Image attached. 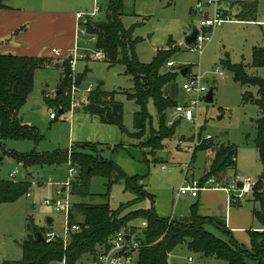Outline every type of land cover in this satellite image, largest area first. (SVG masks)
Listing matches in <instances>:
<instances>
[{"label":"rangeland","instance_id":"rangeland-1","mask_svg":"<svg viewBox=\"0 0 264 264\" xmlns=\"http://www.w3.org/2000/svg\"><path fill=\"white\" fill-rule=\"evenodd\" d=\"M94 2L97 6H102L106 0H8L6 2V5L13 7V10L22 16L25 22L15 30L0 36V52L9 45L17 46L15 49L19 53L44 57L51 62L52 66L35 71L29 101L33 102V105H39L40 108L34 109L28 106L24 117V121L37 127L42 138L36 144L26 139L6 140L5 149L17 153L35 151L41 154L70 149L72 142L102 140L106 144L101 151L102 157L115 161L128 175L142 176V184L147 188L156 189L154 192L158 197V189L174 190L179 187L188 165V178H199L203 175L207 168V161L210 159L209 153L197 151L192 158L186 148L190 146L194 134L199 133L203 140L209 135L215 144L230 143L236 146L235 165L225 171V176H235L238 182L248 179L253 188L257 178L264 171L257 149L253 144L256 133L255 121L260 116V110L251 102H243L242 95L249 92L254 97L259 87L254 83L242 85L234 81L233 74L227 69L225 63H242L249 77L258 76L264 79V69L251 66L253 48L264 45V24L262 23L264 22V0H257L254 22L223 23L212 29L209 33L210 41L203 47L201 55L186 50L185 36L190 33L192 26L197 28L201 13L206 12L210 16L213 15V7L207 6L206 0L125 1L121 20L125 28H133V36L138 38L135 53L139 61L148 63L158 49L174 48L176 52L169 58V61L173 60L177 67L189 66L191 71H195L200 76L207 92L210 88L213 90V101L206 103L203 98L199 101L197 109H194L196 126L180 119L179 124L174 126L172 136L163 141V148L154 153L148 147L140 148L138 139L121 134L115 126L102 124L87 113L77 112V110H83L86 104L82 108L76 107L73 116L84 115L91 118L89 119L91 122L76 123L73 127L74 133L69 130L73 120L68 117L69 110H66L65 114H58V111L53 108L57 113V118L53 121L49 118L50 107L44 101L43 96L48 95L54 98L56 90L60 88L61 71L54 64L63 62L72 52L76 22L70 24V21L77 11L89 14L94 8ZM227 3L230 4V2ZM231 3V6L234 5L236 0ZM224 5L225 2L222 0L220 7ZM197 7L201 8L200 12L194 11ZM234 7L235 5L231 8L230 15L233 20L236 19L237 12ZM102 15V11L98 12L97 17L101 18ZM26 28L27 32L24 31ZM76 45L79 53L86 54L88 58L78 59L76 76L69 77V82L63 87V94L69 100L68 109L72 99V85L76 88L80 86L84 90L88 86L94 89L99 84L102 90L108 92L116 90L118 93L115 99L123 103V124L127 131L132 132L133 113L138 107L133 100L126 99L123 93L131 91L130 76L124 73V67L121 65L109 67L102 59H94L95 47L91 40L80 37ZM53 47L59 50V58L51 53ZM215 70H221L224 78H217L214 74ZM84 72L83 80L78 85L77 75ZM184 79L180 75L177 77L179 84ZM188 100L189 98L180 89L177 96L178 103L184 104ZM147 107L152 116L151 127L156 129L158 120L151 101ZM167 117L173 121L178 119L173 109L167 111ZM79 136L80 139L73 138ZM87 136L96 138L86 139ZM181 139L183 142L180 146L178 141ZM115 145H117L116 149L108 147ZM207 150L213 151V147ZM15 168L18 169L15 177L17 180L21 179L23 173L29 171L27 175V181L30 183L29 195H23L14 202L0 203V264L5 260L18 261L21 259L20 244L27 236L29 218L38 227L47 228L58 235L63 234L66 218L63 212L53 210L51 206L44 205L43 201L56 197L61 186L68 181V163L58 166L24 168L4 154L0 162V179H10L8 174ZM224 178L221 174L216 180L224 181ZM105 182L104 178L93 176L89 185V191L93 196L85 201L108 202L109 206L115 209L120 203L133 198V194L125 190L121 182L113 184L108 199L104 198L101 195L106 191ZM251 191L243 197L242 207L249 209L254 217L253 209H257L259 204L253 200ZM70 200L72 203L80 202L79 198L72 195H70ZM195 201L196 198L188 195L173 199L170 201L166 215L176 218L184 215L183 209L189 210L188 207ZM147 205L148 202L143 201L133 205L127 211L145 208ZM188 215L189 212L186 213V216ZM47 218L52 219L50 225L46 223ZM254 219L258 224L259 221L255 217ZM140 223V219H135L131 225L139 226ZM217 234L221 233L217 230ZM222 235L227 239L226 235ZM187 256H191L193 261L188 263ZM91 261V258L82 257L76 264H92ZM168 261L169 264H225L214 257H201L189 251L184 243L175 247L169 254Z\"/></svg>","mask_w":264,"mask_h":264},{"label":"trees","instance_id":"trees-1","mask_svg":"<svg viewBox=\"0 0 264 264\" xmlns=\"http://www.w3.org/2000/svg\"><path fill=\"white\" fill-rule=\"evenodd\" d=\"M7 1L0 0V11L8 8ZM125 1L106 0L104 5L99 6V12H103L102 17L87 16L81 25L86 28L89 35L95 36L94 47L102 51L103 61L109 67L123 66L124 73L130 76L131 91L123 93L126 99L133 100L138 107L133 113V131H127L123 124V103L115 99L118 93L116 90L108 92L102 90L98 84L88 95V102L83 111L97 117L102 124L115 126L121 134L138 139L140 148L148 147L154 153L163 148V141L174 133L175 125L167 124L169 120L167 111L179 104L177 101L180 90L177 81L179 73L176 68L170 71V68L165 67L176 49H158L150 62L139 61L135 53L138 38L133 36V28H125L121 20ZM235 4L238 7L236 20H255L257 0H236ZM54 65L59 66V63ZM49 66L50 61L44 57L0 52V156L6 154L24 168L58 166L68 162L74 165L76 175L70 183V195L79 198L80 202L72 203L68 221L69 224L78 225L79 230L69 234L64 248L60 239L50 242L39 241L37 234L43 235L48 229L38 227L29 218L27 236L20 244L21 259L5 260L2 264L61 263L63 257L65 264H76L82 257L92 260L97 254L108 249L112 235L119 230L136 231L138 226L131 225L135 219H140L146 224L141 235L143 246L139 249L135 264H169V254L183 243L189 251L201 257H214L225 264H264V171L252 188L253 200L259 204L257 209H253V214L263 230L248 231L250 247L246 248L234 239L224 220L199 215L197 202L190 206L189 215L186 217H172L171 220L170 217H159L154 208V196L146 192L144 185L140 184L142 176L128 175L114 161L103 158L99 143L75 142L70 149L41 154L35 151L17 153L5 149L6 140L26 139L36 144L42 138L37 127L21 121L19 113L33 90L35 71ZM60 66V93L56 90L54 98L48 95H44L43 98L48 107L64 113L69 105L68 97L63 94V87L69 82L68 60L65 59ZM225 66L232 72L234 81L242 85L253 83L249 80L242 63H225ZM251 66L264 69V45L253 48ZM84 75L85 72L77 75L78 85ZM149 101L153 104L158 120L156 129L151 127L152 116L147 107ZM242 101L251 102L260 110V116L255 121L256 133L253 144L264 168V83L257 88L256 96L253 97L246 92L242 95ZM116 147L117 145L114 149ZM212 147L213 156L207 172L200 179L201 182L211 176L217 179L220 174L235 165L236 146L230 143L215 144L211 138L203 140L196 146L191 157L193 158L197 151H205ZM93 176H100L106 180V191L101 195L104 198L108 199L112 185L119 182L123 183L125 190L133 194V198L120 203L115 209H112L108 202L85 201L93 196L89 191ZM29 188L30 183L26 178L16 181L0 179V203L16 201L27 195ZM147 200L150 203L148 208L127 211L133 205ZM206 224H212L220 233L226 235L227 239L219 238L207 231Z\"/></svg>","mask_w":264,"mask_h":264},{"label":"built area","instance_id":"built-area-1","mask_svg":"<svg viewBox=\"0 0 264 264\" xmlns=\"http://www.w3.org/2000/svg\"><path fill=\"white\" fill-rule=\"evenodd\" d=\"M222 0H206L207 6L213 7V15L210 16L206 13L201 14V18L199 24L197 26V34L193 41L189 44H185L186 50L190 52H197L201 55L203 47L210 41V35L212 29L220 26L223 23L235 22L230 17V13L227 11L229 10V3L231 0H224L225 5L220 7V2ZM201 10V8H198ZM99 12V6H97L94 2V8L89 14H84L78 12L75 14V35H74V45L72 48L71 54L66 58L68 60L69 66V75L68 78L71 76H76V63L78 59L81 58H88L86 54L79 53V48L76 45L78 44V40L80 37L83 39L91 40L93 43L95 42V36L89 35L86 28L81 25V22L85 20L84 17H96ZM52 54L56 57H60V52L55 47L51 48ZM93 58L96 60L104 58L102 51L96 50L93 53ZM64 60V59H63ZM62 63V61H61ZM174 67L180 72V70L184 67H177V65L170 60L166 63V68ZM187 68V72L184 80L179 84L180 89L184 92V94L189 98L188 102L184 104H178L174 107V115H178V119H184L193 125L196 126L194 121V109H197V105L201 99H205V94L207 92L206 87L202 85L200 80V76L196 74L195 71H191V69ZM214 74L217 78L223 79L224 74L221 70H215ZM180 75V74H179ZM93 89L88 86L84 90L75 87L72 85V99L69 106V115L68 117L71 119L72 115L76 111V107L84 106L88 102V95ZM195 97V98H194ZM196 106V107H195ZM49 118L55 119L57 117V113L55 109H49ZM65 114V112H64ZM174 123L173 120L169 119L167 124L172 125ZM211 136L207 135L204 140L210 139ZM202 138L199 133L194 134L193 140L191 142V151L198 146L202 142ZM69 169H68V181H66L61 188L63 191L59 193L58 196L52 199H45L43 201L44 205L51 206L53 210L57 212H63L65 214V224L63 227V234L58 235L57 233L51 232L49 230L45 231L43 234V238L45 241L50 242L56 239H60L63 243V247L65 248L69 239V234L71 232H76L79 230V226L76 224H69L68 221V214L70 212L72 202L70 200V183L74 176L76 175V167L72 165L70 162ZM189 169V165H188ZM187 171L184 174V179L182 183L179 185L177 190L175 191V198H181L185 195L190 197H197L199 192L209 189H217L223 190L227 194H232L231 196L235 197L238 200H242L243 197L251 191V181L250 180H243L241 182V187H238L236 184V180L232 181L228 186H221L217 183L214 177H208L201 182L200 180L188 178ZM18 174V169L15 168L9 172L10 180L16 181L15 177ZM29 195V193L27 194ZM172 218V217H171ZM171 218H169L171 220ZM146 226L145 222H141L140 225L136 228V231L131 232L130 230L121 229L115 234L112 235L109 247L107 250L102 251L101 253L97 254L91 261L92 264H135L137 262L139 249L143 246L142 240V228ZM128 236V239H127ZM187 261L190 263L193 261V258L189 256ZM61 264H65V258L61 261Z\"/></svg>","mask_w":264,"mask_h":264},{"label":"crops","instance_id":"crops-1","mask_svg":"<svg viewBox=\"0 0 264 264\" xmlns=\"http://www.w3.org/2000/svg\"><path fill=\"white\" fill-rule=\"evenodd\" d=\"M232 1L233 0L230 1V4H231ZM234 5H235L234 8L237 11L238 10L236 8L237 5L236 4H234ZM234 5H232V6L230 5L229 6V10H227L230 14H231V8H233ZM198 8L199 7H197L196 10H194V11L200 12L201 10H199ZM78 12H81V11H77V13ZM203 13H206V12H203ZM24 20L25 19L22 16H20L19 14H17L13 10V7H9L8 6V8H6L4 10H1L0 11V36L5 35V34L11 32L12 30H15L19 26H22L24 24V22H25ZM74 21H75V14H74L72 20L70 21V24H74ZM235 22L238 23V22H241V21H237L235 19ZM246 22H254V21H246ZM262 23L264 24V22H262ZM24 31L27 32L28 29L26 28ZM16 47L17 46H10L9 45V46L3 48L4 51H1V52L2 53L11 52L9 54L20 55V56H34V55H25L24 53H19L17 51V49H15ZM58 63H59V66H57V67L61 71V66H60L61 63L60 62H58ZM30 95H31V93H30ZM30 95L28 96L27 102L25 103V105L21 108L19 116H20V119H21V121L23 123L33 126L34 124H31L29 122L24 121V117H25V114H26V111H27L26 108L28 106L29 107L32 106L34 109H37V108H40V106L39 105H33L34 103L29 101ZM79 111L84 112L82 109L81 110H77V112H79ZM61 114H64V113L62 112ZM73 115H72V118H71V120L73 119L72 120V125L69 126L70 127L69 130H70L71 133H74V128L73 127H75L76 123L84 124V123H87L89 121L91 122V120H89L91 118H87V116H84V115L83 116L82 115L73 116ZM91 117H94V116H91ZM56 118L55 119H50V120L53 121V120H56ZM95 118L98 119L97 117H95ZM177 120H180V119H177ZM177 120L174 121V123H173L174 125H178L179 124L180 121H178V123H175ZM73 138L80 139V136L79 137H73ZM94 138H96V137H93V138H91L89 136L86 137V139H94ZM182 139L178 141L180 146H181V144L183 142ZM86 141L87 142L99 143L101 150H103L104 149L103 147L106 145L104 143V141H102V140H95V141L84 140V141H77V142H86ZM73 143H75V142H72L71 145ZM108 147H111V149H114V147H112V146H108ZM186 148L189 151V153H191V155H192L191 144H190V146H187ZM205 152L209 153L210 159L207 161V168H205V171H204L203 175L207 172V170L209 168V165H210V161H211L212 156H213V151L205 150ZM101 155H102V153H101ZM28 173H29V171H26L25 173H23L21 178H26V180H27ZM130 175H134V174H130ZM203 175L201 177H199V178H193V177H191V178L200 180L203 177ZM223 176L225 177L224 181H221V180L220 181L216 180V181H217L218 184H220L221 186H224V187L228 186L232 181L236 180L235 176H230V175L229 176H225V172L223 173ZM244 180H248V179H244ZM242 181H239V182L236 181V184L237 183H241ZM140 184H142L141 181H140ZM144 189H145L146 192H148V193H150V194H152L154 196V198H153L154 199V208H155L156 214L159 217H161V218H169V217L171 218V217H173L171 215H166V214L169 211L168 206L170 204V201H173V199H176L175 198V191L177 189H174V190H169V189H165V188L164 189L161 188L160 190L158 189V193H159L158 197H156V193H155L156 189L147 188L146 186H144ZM61 191H63L62 188L59 189V191L57 192L58 194L56 193L57 196L59 195V193ZM231 195H232L231 193L227 194L225 191L220 190V189L219 190H217V189H209V190H204V191L199 192L198 196L195 197L196 198L195 202H197V204H198V214L201 215V216L213 217V218L224 220L227 229L229 231H231L232 236L234 237V239L239 244H242L246 248H249L250 247V241H249L248 231L249 230L262 231L263 230L262 225L260 224V222L257 224V221L254 219V217H253L251 211H249V209L242 207L243 206L242 200H238V199H236L235 197H233ZM191 198H193V197H191ZM147 202H148V205L145 208H148L150 206V203H149L148 200H147ZM192 204H190V206ZM156 205H157V209H156ZM188 208H189V210H187L186 208L183 209L182 212L185 213V214L184 215H180L177 218L186 217V213L190 212V207H188ZM205 229L207 231L211 232L212 234H214L216 232L215 233L216 235L214 234L215 236H217L219 238H222V239H225L223 237L222 233L220 235L217 234V229L212 224H206L205 225ZM188 257L189 256H187V258Z\"/></svg>","mask_w":264,"mask_h":264},{"label":"water","instance_id":"water-1","mask_svg":"<svg viewBox=\"0 0 264 264\" xmlns=\"http://www.w3.org/2000/svg\"><path fill=\"white\" fill-rule=\"evenodd\" d=\"M196 34H197V28H196V26H192L190 33L185 36V43L186 44L191 43L193 41V39L195 38ZM174 70H175L174 67L170 68V71H174ZM186 72H187V68L184 67L180 70L179 74L181 77H185ZM249 80L251 82H253L254 84H256L257 87H261L264 83V79L261 77H258V76H250ZM58 93H60V89H58ZM204 100L206 103H211L213 101V90H212V88H210L208 90ZM58 113L61 114L62 112L59 111ZM178 121L179 120H177L175 123H178ZM1 158L2 157L0 156V161H1ZM241 185H242L241 183L237 184L238 187H241ZM51 222H52L51 218L46 219V223L48 225L51 224ZM37 236H38L39 241H44L43 235L41 233H38ZM127 239H128V236H127Z\"/></svg>","mask_w":264,"mask_h":264}]
</instances>
